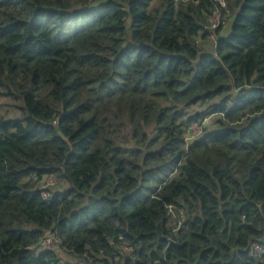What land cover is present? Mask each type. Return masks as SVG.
<instances>
[{
	"label": "trees",
	"instance_id": "obj_1",
	"mask_svg": "<svg viewBox=\"0 0 264 264\" xmlns=\"http://www.w3.org/2000/svg\"><path fill=\"white\" fill-rule=\"evenodd\" d=\"M255 244L264 0H0V264H264Z\"/></svg>",
	"mask_w": 264,
	"mask_h": 264
},
{
	"label": "built area",
	"instance_id": "obj_2",
	"mask_svg": "<svg viewBox=\"0 0 264 264\" xmlns=\"http://www.w3.org/2000/svg\"><path fill=\"white\" fill-rule=\"evenodd\" d=\"M219 23H220V17H218V16L213 17L212 20H211L210 29L214 30L219 25ZM212 39H214V36L212 37ZM202 135H203V127L202 126H197V125L190 126L188 134H187V140L186 141L190 144L194 140L200 138ZM46 185L54 187V185L61 186L62 184L60 182H57V181L53 180V182L50 181ZM42 191H43L41 193L42 198L44 200H47L48 197H49L48 194L44 193V189ZM253 253L255 255H258V256L263 255L264 254V246H260L258 244H255L253 246Z\"/></svg>",
	"mask_w": 264,
	"mask_h": 264
},
{
	"label": "rangeland",
	"instance_id": "obj_3",
	"mask_svg": "<svg viewBox=\"0 0 264 264\" xmlns=\"http://www.w3.org/2000/svg\"><path fill=\"white\" fill-rule=\"evenodd\" d=\"M232 22H233V19H230V20H227V23L225 24V28H224V36H228L231 32V26H232ZM211 41L213 42V39H210L208 42H205L201 47H203L204 49H207V50H211L213 48L212 44H211ZM193 126V125H191ZM52 179L51 178H46L40 185H39V189H43L46 184L48 182H50ZM53 182V180H52ZM45 189V188H44ZM61 189L60 186H57V185H54V187H48L47 191H49V193L51 192V194H54V193H58L59 190ZM67 264H73L72 260H70L69 258H66L64 257L63 259ZM72 262V263H71ZM74 264H83L82 262H78V263H75Z\"/></svg>",
	"mask_w": 264,
	"mask_h": 264
},
{
	"label": "water",
	"instance_id": "obj_4",
	"mask_svg": "<svg viewBox=\"0 0 264 264\" xmlns=\"http://www.w3.org/2000/svg\"><path fill=\"white\" fill-rule=\"evenodd\" d=\"M47 238H49V239H50V238H51V235H50V234H47Z\"/></svg>",
	"mask_w": 264,
	"mask_h": 264
}]
</instances>
